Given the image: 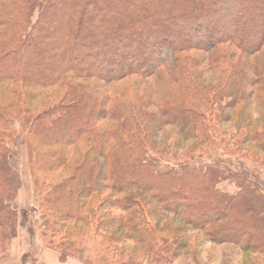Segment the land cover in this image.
<instances>
[{
	"label": "trees",
	"instance_id": "trees-1",
	"mask_svg": "<svg viewBox=\"0 0 264 264\" xmlns=\"http://www.w3.org/2000/svg\"><path fill=\"white\" fill-rule=\"evenodd\" d=\"M18 136L63 259L171 264L200 233L258 264L264 188L218 152L264 164V0H0L1 253Z\"/></svg>",
	"mask_w": 264,
	"mask_h": 264
},
{
	"label": "rangeland",
	"instance_id": "rangeland-1",
	"mask_svg": "<svg viewBox=\"0 0 264 264\" xmlns=\"http://www.w3.org/2000/svg\"><path fill=\"white\" fill-rule=\"evenodd\" d=\"M229 124H223L221 129L229 130ZM229 128V129H228ZM165 130H173L167 128ZM10 161L13 168L18 172L21 180V188L18 191L17 198L13 206L17 211L16 216V237L11 241L4 253L0 252V264H99L94 261L84 263L83 259L87 257L83 253L81 259L77 255H71L63 259L59 256L60 251L58 238L51 239L45 227L42 225L40 209L35 204L34 182L27 162V151L22 143L21 137H16L9 144ZM219 161L227 167L228 171L235 174H243L253 182L264 188V164L252 161L241 154H224L218 152ZM210 155L203 158L204 163L208 162ZM205 165V164H204ZM221 187L228 191H235L232 180L222 184ZM193 240L188 252L180 258H177L171 264H241L242 253L238 246L222 243L214 244L204 239L200 233L193 234ZM56 255V259L53 257ZM66 254V255H67ZM258 264H264V259L252 256ZM249 260L251 259L249 255ZM263 260V261H262ZM148 264V263H142ZM249 264V263H247Z\"/></svg>",
	"mask_w": 264,
	"mask_h": 264
},
{
	"label": "crops",
	"instance_id": "crops-1",
	"mask_svg": "<svg viewBox=\"0 0 264 264\" xmlns=\"http://www.w3.org/2000/svg\"><path fill=\"white\" fill-rule=\"evenodd\" d=\"M55 259H56V255L54 254V256H53Z\"/></svg>",
	"mask_w": 264,
	"mask_h": 264
}]
</instances>
